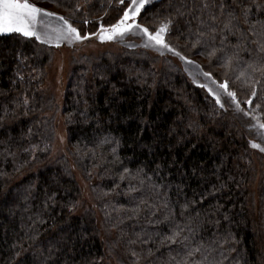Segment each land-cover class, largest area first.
<instances>
[{
    "label": "trees",
    "instance_id": "trees-1",
    "mask_svg": "<svg viewBox=\"0 0 264 264\" xmlns=\"http://www.w3.org/2000/svg\"><path fill=\"white\" fill-rule=\"evenodd\" d=\"M30 2L74 21L89 38L99 35L101 24L114 23L123 7L118 0L111 7L108 0H92L73 15L72 6L84 0ZM177 5L155 1L139 23L157 27L164 17H175ZM176 19L173 29H183L187 17ZM170 42L217 81L227 79L249 116L238 114L227 97L221 108L171 58L138 49L83 55L65 90L69 156L54 158V120L46 116L54 98L40 89L54 48L15 33L0 35V264H163L165 248L162 257H149L140 245L127 243L129 225L137 223L127 219L128 209L141 192L129 193V181L121 180L125 168L131 175L142 170L145 184L131 185L154 199L149 185L155 182L177 216L185 199L214 191L189 211L209 217L213 223L205 227L228 237L225 264H264V153L250 146L258 138L256 126L264 124V104L253 110L244 103L253 90L264 98V75L237 79L242 69L198 54L183 35L174 33ZM74 168L97 179L91 205L82 199ZM121 218L123 238L114 227ZM138 223L146 224L143 215ZM105 231L115 237L107 239Z\"/></svg>",
    "mask_w": 264,
    "mask_h": 264
},
{
    "label": "snow or ice",
    "instance_id": "snow-or-ice-1",
    "mask_svg": "<svg viewBox=\"0 0 264 264\" xmlns=\"http://www.w3.org/2000/svg\"><path fill=\"white\" fill-rule=\"evenodd\" d=\"M150 2L151 0H130V4H126L125 0H118V4L123 5L120 14L108 27L102 24L99 26L97 38L105 42L123 39L128 35L139 36L145 49H151L161 56L170 53L186 64H192L193 61L170 42L171 35L179 33L184 36L185 46L199 48L198 54L206 55L210 60L215 59L223 68L235 66L242 69L237 79L245 77L251 79L256 73L264 75V0H178L175 17H164L154 28L137 22L141 10ZM91 3L92 0H84L83 4L78 2L72 6V14L82 13ZM111 3L112 0H108L109 7ZM94 10V7L88 8L89 12ZM53 17L60 23L53 26L44 19ZM183 17H187L186 26L183 29L180 27L173 29V25L178 23L176 18ZM84 23L87 24L89 21L84 20ZM38 24H42L45 30L39 31ZM73 24L74 21L48 11L30 0H0V35L15 33L45 44H50L54 40L57 47L61 42L73 43L89 38V35H83ZM204 76L215 85V90L208 87L207 91L217 105L225 108L227 101L222 102L221 97H227L235 104V111L238 114L243 117L249 116V111L241 107L237 93L230 89L227 79L217 81L211 72H204ZM256 83L258 84L259 80ZM250 96L251 98L244 101L250 109L254 110L264 104V98L260 97L257 91L253 90ZM23 103L28 104V100L25 99ZM259 127L264 130V124H260ZM260 139L264 141V132ZM250 146L264 152V147L260 144L251 143ZM145 177L146 174H142V170L136 175H131L130 170L125 168L121 173V180L129 181V193L141 192L139 197H132L136 204L128 209L127 219L137 223L129 225L132 232L127 243L140 245L141 252L146 251L149 257L156 253H160L162 257L164 253L160 250L165 248L168 257L163 264H225L228 250L224 245L229 242L228 237H222L218 228L210 230L205 227L213 223L209 217L201 219L199 212L193 216L192 211H189V209L195 211V205L203 204L208 196L215 195V192L200 191L194 194L191 200L185 199L177 216L169 203V198L158 190L155 182L149 185L154 199L145 196L142 187L131 185L132 180H138L143 186L146 182ZM223 187L224 185H220L221 189ZM161 210L164 211L163 218L157 216ZM142 215L146 221L145 225L138 223ZM152 217L157 218L153 220ZM122 223L123 218L114 225L121 232V238L124 235V229L120 227ZM216 223L219 224V221ZM160 225H164V228ZM18 246L23 248V244ZM131 255L136 257L138 253L132 250Z\"/></svg>",
    "mask_w": 264,
    "mask_h": 264
},
{
    "label": "rangeland",
    "instance_id": "rangeland-1",
    "mask_svg": "<svg viewBox=\"0 0 264 264\" xmlns=\"http://www.w3.org/2000/svg\"><path fill=\"white\" fill-rule=\"evenodd\" d=\"M130 2V0H128ZM158 0H151L149 6L153 2ZM130 4V3H129ZM48 10L47 8H44ZM145 9L141 10V14ZM49 11V10H48ZM140 14V16H141ZM48 23L55 26L59 24V21H56L55 18H44ZM140 17H137V22L139 23ZM37 28L39 31H44L42 24H38ZM97 36L91 37L89 39L82 40L80 42H61L60 46L57 47L56 41H52L50 44H46L54 48V52L51 55V61L47 64L45 69V78L40 84L41 91L48 94L54 98L55 108L46 113L47 117H51L54 120V139L51 146L52 156L54 158L60 156H69L68 155V133L66 127V120L64 116V100H65V90L67 86V79L73 67L79 62L81 56L83 55H98L104 51H113L120 52L123 50H145L150 55L160 57V58H171L176 64H178L184 71L188 79L197 87L203 88L207 93V88L212 87L215 90V85L204 76L206 72L200 65L193 61L192 64H186L184 61H181L179 58L168 53L163 56L151 49H145L142 47V41L139 36L128 35L123 39L117 38L113 41L101 42ZM45 44V43H44ZM204 85V87H201ZM209 94V93H208ZM226 97H221L222 102H225ZM229 99V98H228ZM234 104V103H232ZM260 124L256 126L258 133V138L251 140V143L260 144L264 147V141L260 139L262 132L264 130L260 129ZM253 149V148H252ZM256 153H264L258 149H253ZM76 179L82 189V199L88 202L89 205L93 203L92 187L97 183L96 178L87 179L81 171L74 168ZM93 182V183H92ZM258 184L254 185L253 191L256 192ZM258 205V200L256 198ZM77 214H81L80 208H77ZM99 213V212H98ZM100 214V213H99ZM99 220L101 215L98 216ZM102 220V219H101ZM102 227V226H101ZM114 231H105V237L107 239L114 238Z\"/></svg>",
    "mask_w": 264,
    "mask_h": 264
}]
</instances>
